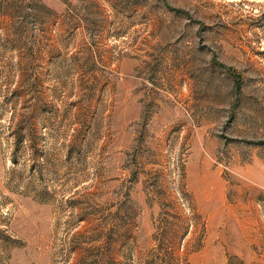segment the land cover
<instances>
[{
  "label": "rangeland",
  "instance_id": "rangeland-1",
  "mask_svg": "<svg viewBox=\"0 0 264 264\" xmlns=\"http://www.w3.org/2000/svg\"><path fill=\"white\" fill-rule=\"evenodd\" d=\"M3 1L0 264H264V0Z\"/></svg>",
  "mask_w": 264,
  "mask_h": 264
},
{
  "label": "trees",
  "instance_id": "trees-1",
  "mask_svg": "<svg viewBox=\"0 0 264 264\" xmlns=\"http://www.w3.org/2000/svg\"><path fill=\"white\" fill-rule=\"evenodd\" d=\"M7 1V0H6ZM6 1H3L2 3L6 2ZM176 12H179V10H177ZM182 12V11H181Z\"/></svg>",
  "mask_w": 264,
  "mask_h": 264
}]
</instances>
